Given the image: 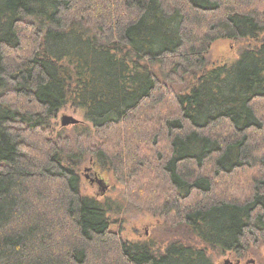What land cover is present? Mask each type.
I'll use <instances>...</instances> for the list:
<instances>
[{
    "label": "trees",
    "instance_id": "obj_1",
    "mask_svg": "<svg viewBox=\"0 0 264 264\" xmlns=\"http://www.w3.org/2000/svg\"><path fill=\"white\" fill-rule=\"evenodd\" d=\"M222 39L254 45L208 67ZM68 105L124 198L201 246L112 229L64 156ZM263 243L264 0H0V264H215Z\"/></svg>",
    "mask_w": 264,
    "mask_h": 264
},
{
    "label": "rangeland",
    "instance_id": "obj_2",
    "mask_svg": "<svg viewBox=\"0 0 264 264\" xmlns=\"http://www.w3.org/2000/svg\"><path fill=\"white\" fill-rule=\"evenodd\" d=\"M252 41H232L222 39L214 42L207 53L208 67L230 64L237 60L242 51L254 45ZM64 116H73L81 122V126H63ZM55 130L63 132L62 146L64 156L69 153L78 154L81 160L78 166L80 177V192L83 196L97 198L109 204L107 218L113 230L118 231L121 237L128 242H149L156 251H162L174 240L181 239L201 246L197 238L191 237L186 230L174 228L160 216H154L147 211H141L132 206L123 196V185L113 175L109 164L90 152V148L96 146L101 140L93 126L84 118L81 109L73 106H65L54 120ZM91 169L87 171V168ZM101 175L105 183L99 185L91 182L93 173ZM86 175H90L87 177ZM106 186L105 191H102ZM215 264H264V243L258 246L252 245L246 255L240 260L231 252L222 253L218 250L208 251ZM254 259V263L249 261Z\"/></svg>",
    "mask_w": 264,
    "mask_h": 264
},
{
    "label": "water",
    "instance_id": "obj_3",
    "mask_svg": "<svg viewBox=\"0 0 264 264\" xmlns=\"http://www.w3.org/2000/svg\"><path fill=\"white\" fill-rule=\"evenodd\" d=\"M78 122H79V120L75 119L73 116H64L63 120H62V125L63 126H69V125L77 124ZM105 189H106V186L103 187L102 191H105ZM249 262L250 263H254L255 260L251 259ZM224 264H230V262L229 261H225Z\"/></svg>",
    "mask_w": 264,
    "mask_h": 264
},
{
    "label": "flooded vegetation",
    "instance_id": "obj_4",
    "mask_svg": "<svg viewBox=\"0 0 264 264\" xmlns=\"http://www.w3.org/2000/svg\"><path fill=\"white\" fill-rule=\"evenodd\" d=\"M91 169L87 168V171H89ZM87 177H89L90 175H86ZM91 182L94 184L95 182L99 183V185H103L105 183V181L103 180V178L101 177L100 174H98L97 172L93 173V178H90ZM104 187V186H103Z\"/></svg>",
    "mask_w": 264,
    "mask_h": 264
}]
</instances>
